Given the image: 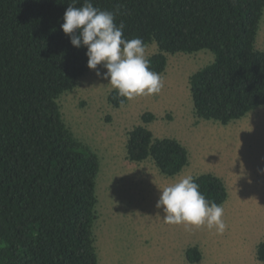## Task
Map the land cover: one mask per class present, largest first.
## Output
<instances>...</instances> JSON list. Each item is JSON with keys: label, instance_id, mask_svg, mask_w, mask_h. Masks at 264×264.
Segmentation results:
<instances>
[{"label": "trees", "instance_id": "16d2710c", "mask_svg": "<svg viewBox=\"0 0 264 264\" xmlns=\"http://www.w3.org/2000/svg\"><path fill=\"white\" fill-rule=\"evenodd\" d=\"M117 12L126 39L155 43L152 71L162 73L167 54L208 50L213 60L189 78L195 115L228 124L264 105V50L256 40L264 0H91ZM73 0H0V264H97L98 155L65 123L59 97L88 70L86 47L77 48L60 25ZM84 0H78L81 7ZM113 107L126 98L113 89ZM123 100V103H121ZM127 133L130 161L152 159L166 176L189 163L176 138L156 137L146 126ZM199 191L222 205L224 181L210 172L193 175ZM201 259L197 246L185 251ZM264 262V240L256 247Z\"/></svg>", "mask_w": 264, "mask_h": 264}, {"label": "rangeland", "instance_id": "374dc122", "mask_svg": "<svg viewBox=\"0 0 264 264\" xmlns=\"http://www.w3.org/2000/svg\"><path fill=\"white\" fill-rule=\"evenodd\" d=\"M256 46L264 50V13ZM156 51L155 43L147 45L148 57ZM212 60L205 49L167 54L162 90L126 99L119 107L108 102L111 84L92 69L59 97L65 123L100 161L93 226L97 264H264L256 257L257 244L264 240V122L258 125L264 106L225 125L198 118L189 78ZM147 111L155 115L146 126L156 137L176 138L188 150L189 163L175 176L162 174L152 159L127 158V133L142 124ZM250 157L253 165L254 159L258 162L253 171L247 170ZM203 172L223 174L229 192L221 205L223 234L206 226L166 223L156 208L165 187ZM190 246L200 250L199 261L186 259Z\"/></svg>", "mask_w": 264, "mask_h": 264}, {"label": "clouds", "instance_id": "9594fccd", "mask_svg": "<svg viewBox=\"0 0 264 264\" xmlns=\"http://www.w3.org/2000/svg\"><path fill=\"white\" fill-rule=\"evenodd\" d=\"M77 2L73 0L69 4L60 27L73 46L86 47L88 68L107 80L119 97L131 100L158 94L164 86L163 80L150 68L143 39L124 37L123 21L118 25L115 22L117 12L101 10L91 0H84L81 7L75 6ZM100 67L106 71L101 72ZM196 180V177L186 175L165 187L156 208L161 210L166 223L196 228L206 226L223 234L226 230L224 210L199 191Z\"/></svg>", "mask_w": 264, "mask_h": 264}, {"label": "crops", "instance_id": "0c3cea01", "mask_svg": "<svg viewBox=\"0 0 264 264\" xmlns=\"http://www.w3.org/2000/svg\"><path fill=\"white\" fill-rule=\"evenodd\" d=\"M262 106H264V105H262ZM262 106H260V107H262ZM260 107H258V108H260ZM257 108V109H258ZM256 110V109H255ZM254 111V110H253ZM252 112V111H251ZM264 122V116H261V119H260V122H259V124L258 125H262V123ZM237 141V140H236ZM243 141V139H239L238 140V142L239 143H241ZM242 145L244 146V144H243V142H242ZM239 152V150L238 149H236V153H238ZM252 159L253 158H249V162H248V165H247V170H249V171H253L254 170V168L256 167V169L258 168V162H257V160L256 159H254V163H255V165H253L252 163H251V161H252ZM231 167L234 169V164L233 163H231ZM221 169L223 170V166L221 167ZM210 173H212V172H210ZM214 174V173H213ZM215 175H217L218 177H220L222 180H223V174H215ZM229 193V192H228Z\"/></svg>", "mask_w": 264, "mask_h": 264}]
</instances>
